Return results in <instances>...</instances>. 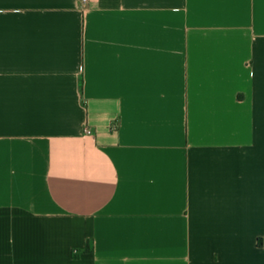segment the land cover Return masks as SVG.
Masks as SVG:
<instances>
[{
    "label": "crops",
    "instance_id": "1",
    "mask_svg": "<svg viewBox=\"0 0 264 264\" xmlns=\"http://www.w3.org/2000/svg\"><path fill=\"white\" fill-rule=\"evenodd\" d=\"M0 264H264V0H0Z\"/></svg>",
    "mask_w": 264,
    "mask_h": 264
},
{
    "label": "built area",
    "instance_id": "2",
    "mask_svg": "<svg viewBox=\"0 0 264 264\" xmlns=\"http://www.w3.org/2000/svg\"><path fill=\"white\" fill-rule=\"evenodd\" d=\"M90 0H80V3L84 6L86 5ZM86 132L91 133L90 130H86Z\"/></svg>",
    "mask_w": 264,
    "mask_h": 264
},
{
    "label": "trees",
    "instance_id": "3",
    "mask_svg": "<svg viewBox=\"0 0 264 264\" xmlns=\"http://www.w3.org/2000/svg\"><path fill=\"white\" fill-rule=\"evenodd\" d=\"M85 251H90V248H89V246L85 249Z\"/></svg>",
    "mask_w": 264,
    "mask_h": 264
}]
</instances>
